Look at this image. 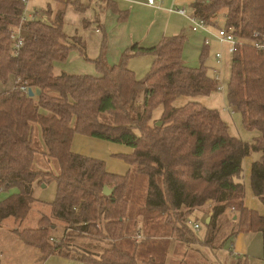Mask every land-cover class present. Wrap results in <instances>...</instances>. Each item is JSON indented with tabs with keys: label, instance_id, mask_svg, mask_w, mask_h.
Here are the masks:
<instances>
[{
	"label": "trees",
	"instance_id": "16d2710c",
	"mask_svg": "<svg viewBox=\"0 0 264 264\" xmlns=\"http://www.w3.org/2000/svg\"><path fill=\"white\" fill-rule=\"evenodd\" d=\"M100 1L106 4L103 9H114L109 0ZM63 4L54 23L36 20L35 12L22 25L23 46L15 55L12 35L21 26L28 0H0V82L6 86L14 80V88L0 94V193L16 191L0 203V227L14 219L15 234L24 245L38 249L42 261L58 255L80 264H166L171 243L199 242L190 218L205 208L212 212L206 245L220 248L222 231L229 229L223 219L230 212L235 220L228 238L260 233L264 260V216L245 206L241 180L245 159L260 154L250 181L264 205V52L244 45L231 56L228 104L242 116L246 130L259 134L247 143L231 136L218 111L198 102L173 105L183 97H209L219 85L204 66L208 46L201 52L200 68L185 63L184 35L164 38L152 48L134 45L114 66L106 62L104 52L93 61L96 76L55 75V63L67 60L72 50L80 49L86 57L82 40L68 37L63 28L67 7L82 13L89 7L69 0ZM191 9L211 27L222 20L239 40L264 34V0H196ZM47 14L52 16V10ZM102 46L104 51L106 40ZM146 54L155 61L148 77L139 80L128 62ZM21 87L40 93L31 98ZM158 108L162 112L156 119ZM76 135L131 148L133 154L124 157L131 173L110 174L103 161L74 153ZM134 172L148 182L147 216L131 221L126 191ZM51 182L56 183V197L49 212L40 216L35 228H25L33 207L45 204L34 196L35 188ZM105 187L113 194L105 196ZM155 215L165 217L163 230L171 228L166 231L171 241H161L163 259L146 257L152 251L137 249L141 246L125 250L123 243L131 240L159 241L141 236L142 225L150 229L146 224ZM58 229L64 232L61 239L51 237ZM94 240L109 247L93 245Z\"/></svg>",
	"mask_w": 264,
	"mask_h": 264
},
{
	"label": "crops",
	"instance_id": "0c3cea01",
	"mask_svg": "<svg viewBox=\"0 0 264 264\" xmlns=\"http://www.w3.org/2000/svg\"><path fill=\"white\" fill-rule=\"evenodd\" d=\"M68 0H65L66 3ZM99 1V11L95 10L93 13L91 10H87L86 12H78L74 8H72L74 14L73 18L77 25L84 26L86 29L92 28V26L96 27L95 35L93 36L94 42L97 45L103 43L106 40V48L103 51L99 48L94 54L91 55L93 61L99 59L103 53L104 57H106V62L110 66L118 65L121 62L123 54L129 50L134 45H139L144 48H152L158 45L164 38L184 35L185 36V26L179 25V21H187L184 17L171 13L170 10L174 7L186 8L190 7L196 2V0H164L163 4L160 8H152L146 5V0H123L129 3L130 5H126L125 3H120L115 0H109L110 4L114 9H103L106 5L104 2ZM80 4V3H78ZM83 5V4H81ZM63 6V7H62ZM64 8V4L60 2V10ZM67 9L65 12V18L67 16ZM104 11V12H103ZM100 12V13H99ZM111 14V15H110ZM103 15V16H101ZM122 17V19H121ZM221 25H223L222 20L220 21ZM186 37V36H185ZM82 40V39H81ZM83 42V46L85 47V52H87L86 44ZM188 45L186 42L185 47ZM227 46V45H224ZM103 48V46H102ZM76 50V49H75ZM80 52H82L79 49ZM223 53V52H222ZM224 54V53H223ZM87 56V54H86ZM186 56L185 48L183 52V59ZM146 58L148 60V64L153 66L155 61V57L150 54L146 55H138L131 58L128 62V66L131 70L137 71L138 58ZM229 58L231 56L228 55ZM186 58V57H185ZM226 55L224 54V59ZM223 59V61H224ZM231 60V59H230ZM185 63L188 64L186 59H184ZM222 61V62H223ZM222 64V63H221ZM221 66V65H220ZM65 73L61 71L59 66L55 63L54 65V74L61 75ZM75 72H66L69 75ZM135 73V72H134ZM222 74V73H221ZM0 94L2 92L12 90L14 88V80L11 78L6 86H3L0 82ZM223 98L218 95L217 92L213 93L209 97H197V98H180L173 105L176 108H181L188 104L189 102H198L211 110H216L220 113L222 120L229 127V132L231 136L238 138L237 135L231 132L233 123V116L236 114V111L230 110L229 106L226 104H220ZM226 107V108H225ZM238 113V112H237ZM36 139H41V131L39 129L36 130ZM72 151L76 154L92 158L95 160L103 161L106 165V170L108 173L117 175V176H126L131 173L132 168L129 164L126 163L124 157L131 156L133 154V150L131 148L113 144L110 142L97 140L91 137L76 135L72 142ZM247 157L244 161V171L247 172V182H245V206L257 212L259 215L264 216V205L257 198L251 188V169L253 163L257 162L261 159V155L259 154V158ZM40 187V186H39ZM198 214V220L203 216L205 217L206 224L211 218L212 212L207 211L205 208L196 210L193 214ZM192 214V215H193ZM230 212H227L225 218L223 220H229L231 217ZM232 219L235 220V217L232 216ZM228 224V223H225ZM36 226V225H35ZM32 226L30 228H35ZM144 225H142L143 227ZM155 227V226H154ZM18 228V223L14 219H8L3 222L0 227V264H72L77 263V261L70 260L64 258L62 256H49L46 260L42 261L41 252L32 247H28L24 245L15 234V230ZM157 228V227H156ZM164 228V227H163ZM151 232V229H148ZM223 232V231H222ZM158 233V232H157ZM162 233H166V230L162 229ZM230 232L222 233L223 237L229 236ZM247 234H260V233H247ZM161 235V234H157ZM246 235V233L237 234L234 239H237L236 244L234 243L231 246L232 255L234 257H244L247 256V248L242 246L240 243V239L242 236ZM261 235V234H260ZM9 236L12 237V245L6 249L4 245L6 244L5 238ZM207 236V231H206ZM205 236V239H206ZM14 237V240H13ZM159 241L169 240V237L156 236ZM262 242L263 236L261 235ZM204 241L199 239L198 247H193V244H186L182 242L171 243L170 247L167 246L168 252L165 258L166 264H175V261L178 264H213V260L209 258L207 251L216 258L215 254L219 253V248H212L205 244ZM169 245V244H168ZM14 250L12 251V249ZM27 249L32 250L33 254L29 253V256H34L33 259L29 262L21 261L20 252H24ZM11 250V251H10ZM21 250V251H20ZM17 251V253H16ZM19 251V252H18ZM37 251V252H36ZM213 257V258H214ZM195 260V263L191 261ZM217 259V258H216ZM215 260V259H214ZM242 264V263H240ZM245 264H248L246 262Z\"/></svg>",
	"mask_w": 264,
	"mask_h": 264
},
{
	"label": "rangeland",
	"instance_id": "374dc122",
	"mask_svg": "<svg viewBox=\"0 0 264 264\" xmlns=\"http://www.w3.org/2000/svg\"><path fill=\"white\" fill-rule=\"evenodd\" d=\"M58 1H56V0H28V5L26 8L25 14H26L27 18H29V17H33L35 12H37L38 14L36 16V20L43 21L46 23H54L55 14L58 11L57 9L60 8V2L62 4L64 3V0H58ZM69 1H70V4L80 3L83 5H86L87 7L90 8L89 10H91L93 13H95L94 12L95 10L99 11V8H100L98 0H69ZM115 1H118L120 3H125L128 6L130 5L129 3H127L126 1H123V0H115ZM49 7L51 9H49ZM72 8L73 7L69 6L67 9V13H66L67 16L65 19V24H64L63 30L68 37H70V38L76 37V38L82 39L84 41V43L86 44V48H87V52H86L87 56L85 57L83 55V53L79 51V49H76V50L74 49L69 53L67 60L57 62L56 64L59 66L61 71L65 72V73L66 72H75V73H70V74L96 76V75H98V71L96 69L95 64L93 63L91 55L94 54L96 51H98L99 48L102 50V44L100 46V44L97 45V43L94 42L93 36H96L95 35V30H96L95 26H92V28H90V29H86L84 26H80V25L76 24V22L73 18L74 12H73ZM185 9H186L188 15L192 14V9L190 7H186ZM48 10H52V12H53L52 16H49L47 14ZM101 16H103V15H101ZM178 23H179V25L182 24L185 26V31H186L185 36H186V40H187L188 45L185 47V54H186L185 57L186 58L184 57V59H186V61L188 62V64H187L188 66H190L192 68H200L202 66L203 62L200 59V55H201V52L204 48L205 39L209 40L208 57L206 58V60L204 62V66L209 68V75L212 77H214V72H213L214 69L221 71V73H222L221 74L222 75V84L221 85H222L223 91L217 92V93H218V95H220L223 98L221 100L220 104H226V102L228 104L227 97H228V93H229V83H230V75H231V60H230L231 58H229L227 55L229 46L221 45L214 38V36L216 34H218L217 28H210L209 30H210L211 34H207L204 32L195 34L191 31V24L188 20L185 22L179 21ZM221 52H223L226 55V58L224 59V61L222 62L221 66H220L216 61V55L221 53ZM105 59H106V57H105ZM145 59L146 58L142 57V58H138V60H136L137 64H138V69H137V71H134V72L136 74V77L139 80H145L152 70V65H150V63L148 64V60H145ZM0 88H1V86H0ZM227 106H229V104ZM229 109L233 110L230 106H229ZM161 112H162V108H158L156 110V112H155L156 113V119H159ZM233 123H234V126H232V128H231V132L234 133L235 135H237L239 139H241L247 143H253L255 138H257L259 136V134L257 132H251V131H248L245 129V127L243 125L242 116L237 112L233 116ZM251 156H252V158H255V159L259 158V154H252ZM52 169L54 171V169H56V168L52 166ZM241 180L244 182V184H246L245 182H247V172L244 171ZM147 186H148V182H147V179L145 177L139 176L135 172L131 175L129 186H128L127 191H126V196L130 201L128 216H129V219L131 221H133L136 217L141 216L142 214L146 215L144 213V207H145L144 205H145ZM15 192L16 191L13 190L9 193L8 192L0 193V203L4 202L6 199L9 198L10 195H13ZM34 196L36 197V199L44 202L45 204L42 205L41 207H33V210L31 212L27 222L24 224L25 228L35 226L37 224V220L40 218V216L44 213L47 214L49 212V210H50L49 204L52 203L56 197V183L51 182L48 185H42L40 187L37 186L35 188ZM148 216H150V215H148ZM155 216H157V215H155ZM207 216L208 215L203 216L201 219H199V221H197L198 220V214L195 213L190 218V227L192 228V230L196 234L197 238L202 240V241H204L205 236H206L207 225H206V220H204V219ZM232 216H233V214H231V217L228 220L229 224L225 225V226L228 225L229 229L228 230L224 229L223 233H227V232H229V230L231 231V228L234 225L233 220H232ZM157 218H159V217L157 216ZM157 218H153V220H150L149 223H147L146 225H149V227H151L150 229L152 231H157L158 233L157 232H151L143 226L142 231H141L142 237L143 236L147 237V234L150 236H162V237H167L170 235V234H168V232L162 233L163 227H165L167 225V223L164 222L165 217L159 218V219H157ZM164 224H165V226H164ZM195 224H197L200 227V229L198 231L194 229ZM230 224H233V225H230ZM164 230L171 231V228L168 227V228H165ZM63 233L64 232H62L61 229H58L56 232L52 233L51 237H53L55 239H61V237L63 236ZM157 234H161V235H157ZM13 240H14V237H13ZM236 240L237 239H234V237H229V238L226 237L223 240V242L221 243V245L219 246L220 247L219 253L215 254L217 259L210 253V251L206 250L207 254L209 255V258L211 260H213V262H214L213 264H240V263L245 264L246 262H248V264H264L263 242H262V238H261L260 234H246V235L242 236V238L240 239V243L242 246L247 248L248 253H247V256L245 255L244 257H241V258L234 257L232 255L231 246H233L234 243L236 244V242H237ZM5 242H6V244L4 245V247H6V249H8L12 245V237L9 236L8 238H5ZM93 242H95V244H93V245H101L105 249H106V247H109L108 244L98 243L97 240H94ZM50 243H51V240H50ZM78 243H82V242H78ZM161 243H162L161 241H153L151 243L146 244L144 242L143 243H136L133 240H131L130 243L125 242V243H123V245H124L125 250L128 249L130 251H133L137 247L141 246V248L139 247L137 249H140L143 252H145L146 249L148 251H152V252L148 253L146 255V257L157 255V256L161 257V259H163L162 252H165V248H164L165 244H161ZM199 244L200 243L197 242V240H195L193 247H198ZM218 244H219V242H218ZM218 244H217V246H218ZM13 250H14V248L12 249V251ZM33 250H35V249L33 248ZM16 253H17V251H16ZM29 253L33 254L32 250L27 249L24 252H20L19 253L21 256L20 260L25 261V262L31 261L34 256H29ZM191 262L195 263V260H193ZM72 264H77V263L74 262ZM175 264H178V262L175 261Z\"/></svg>",
	"mask_w": 264,
	"mask_h": 264
},
{
	"label": "built area",
	"instance_id": "2783aa9c",
	"mask_svg": "<svg viewBox=\"0 0 264 264\" xmlns=\"http://www.w3.org/2000/svg\"><path fill=\"white\" fill-rule=\"evenodd\" d=\"M164 0H146V5L152 8H160V6L163 4ZM171 13H176L185 19H187L190 24H191V31L195 34L197 33H210V28H217L218 29V34L214 36V38L221 44V45H227L229 46L228 48V53L227 55L232 56L236 53L238 50V47L247 45L255 49L256 51L259 52H264V34L260 32H255L252 35V38L250 40H239L233 33L231 28H225L224 24L220 25L218 27H211L207 24L206 21L203 19H200L196 15L192 14L188 15L187 11L185 8L181 7H174L170 10ZM32 17L27 18L26 14L23 15L21 19V26L13 33L12 35V40L14 41V48H15V55H18L20 49L23 46V30H22V25L28 21L29 19L31 20ZM204 45L209 46V40L205 39ZM224 59V54L221 52L216 55V61L219 65H221L222 61ZM214 75L216 81L219 83L218 85V90L217 92H222V75L221 71L219 70H214ZM21 91L25 94H28L29 89L27 87H21ZM195 230H199L200 227L195 224L194 226ZM138 239H141L140 236H138Z\"/></svg>",
	"mask_w": 264,
	"mask_h": 264
},
{
	"label": "water",
	"instance_id": "95a60500",
	"mask_svg": "<svg viewBox=\"0 0 264 264\" xmlns=\"http://www.w3.org/2000/svg\"><path fill=\"white\" fill-rule=\"evenodd\" d=\"M39 93H40V92L34 91L33 89H29L28 96L31 97V98H34V97H35L36 95H38ZM159 125H161V124L159 123ZM113 192H114V190H113V189H109L108 187H105L104 190H103V194H104L105 196H110V195L113 194ZM209 222H210V219H209V221L207 222V224H209Z\"/></svg>",
	"mask_w": 264,
	"mask_h": 264
}]
</instances>
